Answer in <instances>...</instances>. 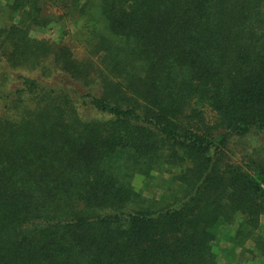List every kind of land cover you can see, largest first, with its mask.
<instances>
[{"label": "trees", "instance_id": "1", "mask_svg": "<svg viewBox=\"0 0 264 264\" xmlns=\"http://www.w3.org/2000/svg\"><path fill=\"white\" fill-rule=\"evenodd\" d=\"M220 251L264 264V0H0V264Z\"/></svg>", "mask_w": 264, "mask_h": 264}, {"label": "rangeland", "instance_id": "2", "mask_svg": "<svg viewBox=\"0 0 264 264\" xmlns=\"http://www.w3.org/2000/svg\"><path fill=\"white\" fill-rule=\"evenodd\" d=\"M81 24V20H70L67 21L66 23L63 24H53L50 27L47 28H41V27H34L30 34L33 37H36L38 39H47V40H55V41H60L62 40V43L68 42V35H64L63 32L65 33L64 30L68 29L70 32L73 31L75 32V30L78 28V26ZM63 37V38H62ZM70 44H72V49H75L76 47V43L70 42ZM76 52L78 54H80V50H76ZM137 181H140L137 180ZM151 193H148V195H150ZM225 235H222V238H224ZM226 243H223L221 246H225ZM221 252V258H220V262L221 264H228L227 260L225 257H222V251ZM247 264V263H246ZM250 264H260L259 261H255L254 263H250Z\"/></svg>", "mask_w": 264, "mask_h": 264}]
</instances>
